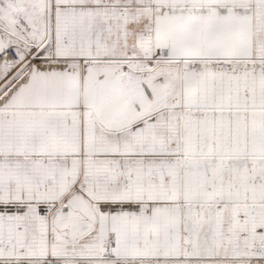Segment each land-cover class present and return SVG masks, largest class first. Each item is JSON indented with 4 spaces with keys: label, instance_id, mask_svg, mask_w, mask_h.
<instances>
[{
    "label": "snow or ice",
    "instance_id": "6c2138e0",
    "mask_svg": "<svg viewBox=\"0 0 264 264\" xmlns=\"http://www.w3.org/2000/svg\"><path fill=\"white\" fill-rule=\"evenodd\" d=\"M0 264H264V0H0Z\"/></svg>",
    "mask_w": 264,
    "mask_h": 264
}]
</instances>
